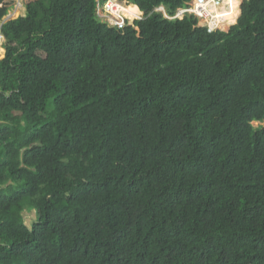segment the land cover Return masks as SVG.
Wrapping results in <instances>:
<instances>
[{
    "label": "trees",
    "instance_id": "1",
    "mask_svg": "<svg viewBox=\"0 0 264 264\" xmlns=\"http://www.w3.org/2000/svg\"><path fill=\"white\" fill-rule=\"evenodd\" d=\"M106 1L0 0V264H264V0Z\"/></svg>",
    "mask_w": 264,
    "mask_h": 264
},
{
    "label": "built area",
    "instance_id": "2",
    "mask_svg": "<svg viewBox=\"0 0 264 264\" xmlns=\"http://www.w3.org/2000/svg\"><path fill=\"white\" fill-rule=\"evenodd\" d=\"M241 1L242 0H190L185 6L180 7L173 16L168 14L164 6H159L156 10L163 12L164 16L170 19H182L188 14H193L198 18L200 25L206 26L209 31H214L216 29H226L228 25H230V17L227 13L233 11L234 3L238 2L240 4ZM239 4L237 7L238 9ZM129 6L131 5L126 1L107 0L104 4L98 5V9L103 11V15L98 10L97 13L99 18L109 25L123 28L128 23L132 24L133 19H138H132L130 15L125 13L124 9Z\"/></svg>",
    "mask_w": 264,
    "mask_h": 264
},
{
    "label": "rangeland",
    "instance_id": "3",
    "mask_svg": "<svg viewBox=\"0 0 264 264\" xmlns=\"http://www.w3.org/2000/svg\"><path fill=\"white\" fill-rule=\"evenodd\" d=\"M136 7H132L130 8V11H136ZM98 11L103 15V11L101 9H98ZM25 12H26V9L22 3V0H17V3L16 5L14 6V8H12L9 13L3 18V21L2 22H5V21H8L10 19H14V18H17L21 15H25ZM142 15H140V17H131L132 19L133 18H141ZM135 20L137 19H133L132 22H134ZM4 42H5V38L3 35H1L0 33V58H3L4 55H5V48L3 47L4 45ZM25 215V221L26 223H28L29 225L32 223V221L35 219L36 217V212L35 211H32V210H28L24 213Z\"/></svg>",
    "mask_w": 264,
    "mask_h": 264
},
{
    "label": "bare ground",
    "instance_id": "4",
    "mask_svg": "<svg viewBox=\"0 0 264 264\" xmlns=\"http://www.w3.org/2000/svg\"><path fill=\"white\" fill-rule=\"evenodd\" d=\"M238 2L234 3L233 4V11L232 12H228V16L230 17V22H235L239 12H240V9H238ZM133 6H129V7H126L124 9L125 13L127 15H130L131 17H139L140 16V13L138 12V10L136 11H130V8H132Z\"/></svg>",
    "mask_w": 264,
    "mask_h": 264
},
{
    "label": "clouds",
    "instance_id": "5",
    "mask_svg": "<svg viewBox=\"0 0 264 264\" xmlns=\"http://www.w3.org/2000/svg\"><path fill=\"white\" fill-rule=\"evenodd\" d=\"M123 1V0H122ZM190 1V0H189ZM189 1H187V2H189ZM243 1L244 0H242L241 2H240V4H239V9H240V12H239V14H238V16H237V18H236V20H235V22H231L230 23V25H228V27L226 28V29H220V30H223V31H227V30H229L230 29V27L231 26H233L234 24H236L237 23V20H238V18H239V16H240V14H241V6H242V3H243ZM127 2V1H126ZM187 2H186V4H187ZM185 4V5H186ZM129 5H131V3H129ZM184 5V6H185ZM138 6V5H137ZM161 6H164V5H161ZM139 7V6H138ZM165 7V6H164ZM183 7V6H182ZM166 8V7H165ZM98 10V9H97ZM161 12V11H160ZM177 12V11H176ZM175 12V13H176ZM163 13V12H162ZM169 14V13H168ZM143 15H144V12H143ZM163 15H164V13H163ZM169 15H171V14H169ZM173 15H175V14H173ZM173 15H171V16H173ZM193 15V14H192ZM195 16V15H194ZM196 17V16H195ZM170 19V18H169ZM174 19H176V18H174ZM179 19H181V18H179ZM183 19V18H182ZM198 19V18H197ZM133 24V23H132ZM198 24H199V20H198ZM200 25V24H199ZM200 26H202V25H200ZM204 27H206V26H204ZM207 28V27H206ZM137 29V28H136ZM208 29V28H207ZM217 30V29H216ZM209 31V30H208ZM215 31V30H214ZM209 32H212V31H209ZM1 33V32H0ZM1 35H2V33H1Z\"/></svg>",
    "mask_w": 264,
    "mask_h": 264
},
{
    "label": "water",
    "instance_id": "6",
    "mask_svg": "<svg viewBox=\"0 0 264 264\" xmlns=\"http://www.w3.org/2000/svg\"><path fill=\"white\" fill-rule=\"evenodd\" d=\"M135 28H137V27H135Z\"/></svg>",
    "mask_w": 264,
    "mask_h": 264
}]
</instances>
